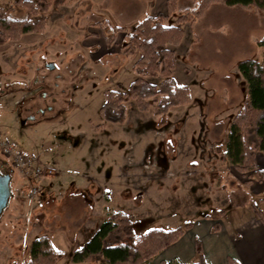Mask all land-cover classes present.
<instances>
[{
    "label": "rangeland",
    "instance_id": "obj_1",
    "mask_svg": "<svg viewBox=\"0 0 264 264\" xmlns=\"http://www.w3.org/2000/svg\"><path fill=\"white\" fill-rule=\"evenodd\" d=\"M14 1L0 0V5L13 16H23L25 9L18 8ZM187 5H190L188 0H179L178 11L171 14L167 0H66L61 5H51L45 12L47 21L42 35L30 33L0 43V96L7 97L15 87H23L12 82L23 81L27 86V90L23 88L12 96L15 123H7L8 130L0 132V136L26 154L42 152L43 160L57 171L54 184L50 185L42 181L44 176L34 178L16 169L11 174L13 195L0 216V264L23 263L27 257L24 252H29L31 244L28 237L35 239L45 233H52L56 247L66 252L61 264H104L103 261L76 263L72 257L111 211L128 212L137 234H142L156 227L173 229L187 220L207 218L206 214L220 209L227 210L226 215L208 219L213 220L212 225L216 222L222 225L223 221L226 225L239 223V231L232 235L237 240L235 246L230 248L224 238L218 244L214 238L219 231L213 233L212 226L204 223L192 234L193 240L196 242L197 237L202 240L204 252L214 264L228 262L224 254L226 246L242 258L243 264H264V225L256 218L252 206H234L231 202V193L247 186L249 173L243 174L230 162L223 161L215 150L216 144L225 147L229 123L240 106L235 102L222 115L207 116L208 109L221 106L216 97H204L205 93L209 95L227 85L231 92L236 93L233 89L237 88V94H244L245 100L247 82L238 70V62L263 57L259 41L264 37V15L259 9L215 3L193 25L182 24L183 41L168 47L175 52V58L177 54V68L186 73L196 95L187 107L177 110L174 107L167 116H158L153 112L156 105L153 101L151 110L143 111L131 98L126 102L125 121L96 125L92 134L82 129L79 135H73L72 121L65 123L66 126L50 123L41 129L37 127L49 117L67 116L48 108L56 98L52 87L46 89L44 84L63 88L73 82L69 93L84 85L85 93L72 110L77 116L83 110L90 116H102L100 101L105 98L104 91L116 89L118 79L130 87L131 75H135L129 61L122 65L121 76H113L111 72L123 59L128 30L148 15L164 14V23L175 24ZM102 19L126 28L117 32L119 39L112 47L107 45L105 34L97 24ZM136 54L139 56L137 52L131 58ZM49 62L55 67H47ZM158 78L148 79L157 82ZM31 90L35 94H30ZM119 90L125 92L124 88ZM64 95L66 102L72 97ZM46 97L50 98L49 102L44 101ZM194 109H201L202 114L194 116L185 135L181 130L189 117L185 122L182 117ZM172 112L175 114L171 116ZM32 115L37 116L36 121L22 125V120ZM156 130H165L164 138L158 139ZM142 133L154 138L144 145L147 140L141 142ZM155 154L160 157L159 167L145 169L143 162H151ZM170 157L175 158L176 169V174L171 176L167 174L172 173L168 169ZM38 164L42 175H46L50 169L45 170L40 161ZM0 168L11 170L1 153ZM83 175L91 176L93 181ZM254 180L247 190L264 210V181ZM34 186L40 193L31 195ZM244 196L238 193L237 198L241 200ZM21 232L23 237L27 232L26 239H20ZM197 257L196 253L190 261H196ZM162 260L157 255L150 264H160Z\"/></svg>",
    "mask_w": 264,
    "mask_h": 264
},
{
    "label": "trees",
    "instance_id": "obj_2",
    "mask_svg": "<svg viewBox=\"0 0 264 264\" xmlns=\"http://www.w3.org/2000/svg\"><path fill=\"white\" fill-rule=\"evenodd\" d=\"M190 5L184 7L177 16L175 24L164 23L165 15H148L127 32L124 55L139 53L133 64L137 75L126 92L114 89L104 91L105 103L100 109L107 122H123L127 117L126 102L133 98L140 110L148 111L151 101L155 102L154 114L164 116L170 109L188 104L192 101L190 87L178 84L173 70L176 67L175 52L168 45H179L184 36L182 24H194L215 3L224 6H240L246 9L257 8L264 15V0H188ZM18 8L25 9L23 16H13L7 8L0 5V43L18 40L27 33H41L46 27L45 12L51 5H61L66 0H15ZM179 0H167L169 13L178 11ZM37 16V18H35ZM105 34L106 43L111 47L117 38V32L125 30V26L114 25L107 19L97 22ZM198 39L193 42L195 43ZM263 48L260 60L244 58L238 62V70L247 82L245 100L240 110L229 123L225 147L215 145L225 162L233 164L241 173H249L247 186H241L231 193L234 206H252L256 218L264 225V210L260 202H254L247 190L253 179L264 178L260 169L257 154L264 153V37L259 41ZM148 77H159L158 83L151 82ZM5 165V164H4ZM3 174L14 172L3 171ZM242 188L244 190H242ZM245 196L239 200L237 195ZM214 214H206L207 218H219L226 215L227 210H213ZM195 225L193 220L173 228H152L145 233L137 234L135 223L130 214L123 210L111 211L96 232L73 253L76 263L103 261L104 264H150L152 259L166 248L177 242ZM222 225L216 222L211 231L216 233ZM197 260L185 264H209L206 260L203 242L197 237L195 242ZM66 252L57 248L49 233L33 239L29 254L23 263L16 264H61ZM228 264H241L238 259L229 255ZM160 264H184L179 260H162Z\"/></svg>",
    "mask_w": 264,
    "mask_h": 264
},
{
    "label": "crops",
    "instance_id": "obj_3",
    "mask_svg": "<svg viewBox=\"0 0 264 264\" xmlns=\"http://www.w3.org/2000/svg\"><path fill=\"white\" fill-rule=\"evenodd\" d=\"M47 25H48V22H47ZM29 34L30 33H27V34H24V35H29ZM36 34H41V33H36ZM42 34H43V32H42ZM28 37H30V36H28ZM118 39L119 38L117 36L116 40L118 41ZM125 41L126 40H123V43ZM8 42H11V41H8ZM8 42H6V43H8ZM137 55L138 54H136L135 56L133 55L134 58H131V55H123L122 61L120 63H116L111 68L112 75L113 76H116V77L121 76V74H123V69H124V66L122 67V65L126 61H129L130 62V66H132L135 63V61L138 59V57H139V56L137 57ZM177 62H178V56L176 54V67L173 70V75H174L176 81L178 82V84H186V85H188L190 87L191 94H192V100H193V98L194 99L196 98V95H194V92H193V89H192V84L190 83V80L188 79L186 73H183L182 71L178 70V68H177ZM182 64H186V63L183 62ZM70 76L72 77V74ZM131 76L132 77H131L130 81L131 80L133 81L137 77L136 74L135 75L133 74ZM23 78H25V76ZM23 78H20V81ZM153 78H158V77H153ZM27 81L29 82L28 79H27ZM41 82H43V81H41ZM131 82H130V84H131ZM158 82H159V78H158V81L157 82H154L153 81V83H158ZM12 83L13 84L16 83V84H14V86L15 85L16 86L22 85L23 87L21 89L19 87H15L13 89V92H11L10 95L7 96V97H1L0 96V104H2V106L0 105V132H6L8 130L7 129V126H8L7 123H15L13 121V118L15 117L14 116V114H15L14 113L15 112V105H14L13 101L11 100L12 99V96H14L16 94V92L19 91V90L21 92V90L23 88H24V90H27V86H26V84L23 81H21L22 84H18L19 82H12ZM71 83H72L71 86H66V87H63V88H61V87H55L53 85H46V84H44V87L46 89L49 88V87H52L54 96L56 98L53 102L50 101V98L49 97H46V99L44 98V101L45 102H49L50 101V103H51V105L48 104L49 105L48 108L57 111V114L58 113H64V114L67 113V116H65L64 119H63L62 116L60 118L59 117H57V118H55V117H49L45 121L39 122L37 124V127H39V129L43 128L44 125L47 126V124H50V123H53L52 125H57L58 123H60V125H62V124L64 125L65 123L72 121L70 123H72L74 125V127H72V129H71L72 132L74 133L73 135H79L78 134V131L79 130H82V129H84V130H86V132L92 134L93 133V127L94 126H96V125H104V124L107 123V121H105L102 116H90L89 113L86 112L85 110H83V112L79 116L75 115L77 113H74V109L72 110V106H74L75 104H77L78 98L85 93V90H84L85 89V86L84 85L76 86L75 91L73 90L71 93H69L70 91H68V90L71 87L73 88V86H74V83L73 82H71ZM117 83L119 85L114 90H119V88L121 87V88H124V91L126 92L129 89V87L127 88L124 85L123 81H121L120 79H118ZM233 90L236 91V93L235 92H231L229 90V87L226 85L224 87H220L219 90H215V92H212L209 95L205 93V96L204 97H210V98H215L216 97V100L220 102V105L219 106H221L220 109H218V107H216L217 109H215V107L212 110L211 109L210 110L208 109L207 110V116H209V115L210 116H220V115H222L224 113L223 111H226L227 109L233 108L232 106H233V104L235 102L237 103V107H239V106L241 107L242 104H243V102H244L243 99H242V96L244 94L241 93V95H238L237 94V92H238L237 88H235ZM46 91H45V93H46ZM20 92H18V93H20ZM64 93L65 94L67 93V94H71L72 95V97H70L67 102H66L67 99L65 98ZM7 98H8V100H7ZM238 101L240 102V105H239V102ZM100 102H102V104L100 106V109H101L102 105L105 103V98L102 99ZM186 105H188V104L178 106L175 110L181 109L182 107H187ZM205 106L208 107V105H205ZM77 107H78V105H77ZM240 107H239V110H240ZM151 108H152V105H151ZM151 108H150V110H151ZM127 112H128V109H127ZM173 113L174 112H172L171 116L173 115ZM200 113L202 114L201 109H197V110L194 109V111L192 113H190V114H189V112L186 111V114L183 115V116H187V117H182L183 118L182 120H184V122H185L188 119V117H189V119L187 120L186 123H184L185 124V128L183 130H181L183 134L186 135V133H187V129H186L187 125L191 124V121H193L194 116H199ZM57 114H55L53 116H56ZM34 116H36V115H34ZM127 116H128V114H127ZM158 116H161V115H158ZM26 118H28V117L26 116ZM36 118H37V116L35 117V119H33V121H36ZM126 119H127V117H126ZM168 119H170V118H168ZM28 121H30V119H28L27 122ZM64 126H66V125H64ZM141 136H142L141 137V142H143V144L145 143V140H147V143L144 144V145H147L149 143L150 139L152 140L154 138V135H149V134L146 135L144 133H142ZM158 139H161V138H158ZM34 147L38 148L36 145ZM144 149H145V147H144ZM135 153H136V150H135ZM29 154L36 155L38 157V160L40 161V163L41 164L44 163V165L43 164L42 165H43V167H45V170H46V168H49L50 169V170L47 171V173H45L46 175H43L44 176V179L42 181L46 185L54 184L53 183V180L55 179V176L57 174V171H56L55 167L50 162H47L46 160H43V153L42 152H39L38 150H36V153H33L32 152V153H29ZM136 155H137V153H136ZM170 161L171 162L168 163V164H170L169 167H168V169H169V171H172L174 174H176V172H175L176 171V169H175V158L174 157H170ZM257 161H258V165H259L260 169H262L264 171V153L263 152H259L257 154ZM83 176H85L87 178H91V176H87V175H83ZM92 179L93 178H91L90 180L93 181ZM253 181H255V180L253 179ZM263 181H264V178L261 181H257V183H261ZM251 185H253V184H251ZM105 202L108 203L106 199H104V203ZM103 205H105V204H103ZM104 207L105 206H103V208ZM230 212L231 211H229V213ZM194 222H195V225H194V227L192 229L188 230L173 245H171L170 247H168L164 251H162L158 255V257H161V259H164V260H167V261L172 260V259H180V260H182L184 262H191L190 261V258H192V257H194L196 255L195 238L193 240L192 234L196 231V229L199 227V225H202V223H204V225H206V226L207 225L212 226L213 220L202 217V218H196L194 220ZM238 224L237 223H231L230 222V223H228V225H226L225 224V221H223V223H222V229H221V231L218 232V235H220V236L217 235L214 238V240L218 244L219 243L222 244V242L220 241V238H224V239H226V240L229 241V246H231L230 248H233L235 246V244L237 243V240L234 237H232V235H233V233L235 231H239L238 230ZM22 227L24 228V226H22ZM21 233L22 234H19V237L21 236L20 239H23L24 237L26 239V237L28 235L27 232L24 233V234H26V235H24V237L22 236L23 235V232H21ZM13 234H15V233H13ZM188 234L190 235V238L189 239L186 238ZM51 236H52V241L54 243L53 234ZM11 237H12V235H11ZM185 239L188 242H186ZM32 241H33V239H29V237H28V242H32ZM228 249H229L228 246H226V248L224 247V254H227V257L229 255L235 257L236 259L239 260V262L241 264H243L242 258L237 253H233L232 254L231 251H230V249L229 250ZM28 254H29L28 251H25L24 252V255L28 256ZM207 254L208 253L205 250V256H206L207 262L209 264L216 263L215 261L214 262L212 260L210 261V259L208 258ZM225 264H228V262H225Z\"/></svg>",
    "mask_w": 264,
    "mask_h": 264
},
{
    "label": "built area",
    "instance_id": "obj_4",
    "mask_svg": "<svg viewBox=\"0 0 264 264\" xmlns=\"http://www.w3.org/2000/svg\"><path fill=\"white\" fill-rule=\"evenodd\" d=\"M30 94H35L34 90L30 91ZM27 95H25L26 97ZM17 102H20L18 100ZM155 134L159 137H163L166 135L165 130H157ZM155 150H158V146H156ZM0 153L6 158L7 162L16 170H20L21 172L26 173L30 177L34 178H42V169L41 166H39L38 157L36 155L32 154H26L25 152L17 149L13 143L4 140L0 137ZM143 167L145 169H152V168H158L159 167V156L155 154L153 156V160L143 162ZM188 174H191V172H187ZM169 176L174 175V173H167ZM39 189L38 187L34 186L31 190V195L38 194Z\"/></svg>",
    "mask_w": 264,
    "mask_h": 264
},
{
    "label": "water",
    "instance_id": "obj_5",
    "mask_svg": "<svg viewBox=\"0 0 264 264\" xmlns=\"http://www.w3.org/2000/svg\"><path fill=\"white\" fill-rule=\"evenodd\" d=\"M47 67L54 68L55 64L49 62ZM35 116H29L27 119L33 120ZM27 122L26 119L22 120V125H25ZM11 179L12 176L10 173L3 174L0 172V216L3 213L4 209L8 206L10 198L13 195L11 188Z\"/></svg>",
    "mask_w": 264,
    "mask_h": 264
},
{
    "label": "flooded vegetation",
    "instance_id": "obj_6",
    "mask_svg": "<svg viewBox=\"0 0 264 264\" xmlns=\"http://www.w3.org/2000/svg\"><path fill=\"white\" fill-rule=\"evenodd\" d=\"M42 111L44 112V109H42ZM32 116H34V115H32ZM27 117H29V116H27ZM36 117V116H35Z\"/></svg>",
    "mask_w": 264,
    "mask_h": 264
}]
</instances>
